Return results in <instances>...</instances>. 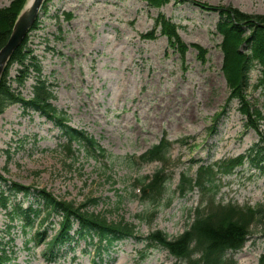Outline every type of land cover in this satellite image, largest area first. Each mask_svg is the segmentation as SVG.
<instances>
[{"label":"rangeland","instance_id":"obj_1","mask_svg":"<svg viewBox=\"0 0 264 264\" xmlns=\"http://www.w3.org/2000/svg\"><path fill=\"white\" fill-rule=\"evenodd\" d=\"M10 1L0 0V7ZM196 1L264 15V0H169L158 8L142 0L43 3L26 45L39 60L41 77L51 89V104L64 113L68 126L92 136L106 156L87 153L76 142L71 144L73 153H68L65 136L45 116L24 110L20 103L4 108L0 113V190L7 194L12 182L31 190L27 195L20 191L11 194L5 209L0 205V235L11 257L6 264L174 263L160 248L148 250L141 259L143 244L130 237L114 241L99 253L87 245L91 242L64 245L55 260L47 261L44 244L32 238L37 225L23 229L21 218L10 220L8 211L16 202L28 206L36 199L32 190H43L75 205L95 197L97 202L88 204L87 210L108 221L131 223L137 236L161 230L175 237L186 228L201 195L194 190L177 196L180 172L193 176L198 164L243 154L258 140L257 132L245 125L238 101H226L221 36L215 29L218 14ZM158 14L177 25L186 46L183 57L158 27L154 29ZM151 31L153 38L143 37ZM193 44L205 49L203 60ZM16 70V64L9 67V81ZM258 76L257 67L249 70L245 93L260 109L259 125L264 129V100L254 87ZM33 83L32 72L22 85L13 81L11 87L27 99ZM163 137L170 142L164 164L170 178L159 205L153 207L135 193L134 184L143 182L142 178L151 176L162 163L155 160L130 166L127 159ZM218 185V202L251 206L264 202V173L247 162L219 177ZM58 219L49 218L54 229ZM54 229L48 231V237ZM8 237L11 241L6 244ZM263 253L264 236L252 228L244 246L227 255L235 264H257Z\"/></svg>","mask_w":264,"mask_h":264},{"label":"trees","instance_id":"obj_2","mask_svg":"<svg viewBox=\"0 0 264 264\" xmlns=\"http://www.w3.org/2000/svg\"><path fill=\"white\" fill-rule=\"evenodd\" d=\"M26 0H11L7 6L0 7V48L5 44L13 23ZM149 7L158 8L169 0H142ZM199 6L206 10L216 11L218 21L215 25L216 32L221 36L219 48L222 53L221 72L228 88L227 102L231 99L238 101V110L245 117V125L252 127L258 134V140L254 142L243 154L222 159L214 163L198 164L193 176L188 171L180 172L177 191L184 195L196 189L200 195L199 205L193 210L190 223L183 232L175 237H170L161 230H154L145 236H137L134 226L124 220L108 221L105 216L86 209L88 204L96 203L97 198L90 197L85 202L75 205L70 200L59 199L50 192L32 190L36 198L41 199V204L36 206L30 203L22 207L20 203L12 204L8 216L21 218V227H33L36 220L39 223L32 238L36 243L44 244L43 255L47 260H52L55 249L69 245L71 241L83 239L91 242L98 252L105 251L116 240L134 238L144 243V249L140 253L143 259L148 248L161 247L166 249L176 261L173 264H235V260L228 256L229 252L241 249L252 233V228L264 236V202L255 206L238 205L233 202H218L215 197L219 189V177L231 174L236 167L247 162L250 167L264 173V129L260 128L259 120L262 118L260 109L253 106L246 98L245 89L248 85V72L257 67L259 76L254 85L260 90L264 100V15L248 13L231 5L211 6L198 2ZM66 17L71 14L66 13ZM36 22L31 27L34 28ZM158 27L160 33L165 35L167 42L179 49L183 57L186 46L179 38L177 25L169 18L158 14L154 19V29ZM144 38H153V31L143 34ZM26 37L12 53L6 63L0 77V113L12 103H20L24 110L37 111L57 126L66 138L68 153H73L71 144L77 143L95 156H106L96 140L85 131L68 126L63 117V112L51 104V89L45 78L41 77V65L39 60L26 45ZM197 53L203 60L205 49L199 44H193ZM12 64L17 65L15 76L8 79V70ZM32 94L29 98H23L11 83L15 81L17 86L22 85L32 74ZM170 142L161 138L147 150L137 156H129L128 164H142L150 161H160L162 166L150 177L144 176L143 182L137 180L134 184L140 186L142 199L157 207L168 187L166 183L170 175L165 172V159L168 157ZM86 153V154H87ZM136 180V179H135ZM146 190L147 192H144ZM0 190V205L7 207L10 195L19 191L27 195L31 190L29 186H23L12 182L7 188ZM147 193V194H146ZM170 198L166 200L169 202ZM51 216H57L58 226L54 229L49 221ZM137 218L141 214L136 215ZM74 223L77 225L74 227ZM48 224V225H47ZM10 225H6L5 233L9 234ZM42 229V230H40ZM54 232L48 237V231ZM97 240H94V238ZM11 241L8 237L6 244ZM11 259L8 250L4 247L0 235V264H6ZM257 264H264V253L259 256Z\"/></svg>","mask_w":264,"mask_h":264},{"label":"water","instance_id":"obj_3","mask_svg":"<svg viewBox=\"0 0 264 264\" xmlns=\"http://www.w3.org/2000/svg\"><path fill=\"white\" fill-rule=\"evenodd\" d=\"M44 1L26 0L16 16L10 34L5 44L0 48V77L12 53L20 46L30 28L34 25Z\"/></svg>","mask_w":264,"mask_h":264}]
</instances>
